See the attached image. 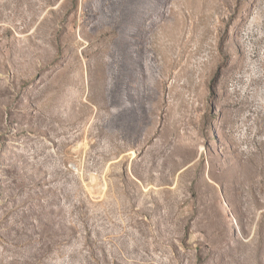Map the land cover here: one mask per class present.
<instances>
[{"label": "rangeland", "instance_id": "rangeland-1", "mask_svg": "<svg viewBox=\"0 0 264 264\" xmlns=\"http://www.w3.org/2000/svg\"><path fill=\"white\" fill-rule=\"evenodd\" d=\"M0 264H264V0H0Z\"/></svg>", "mask_w": 264, "mask_h": 264}]
</instances>
